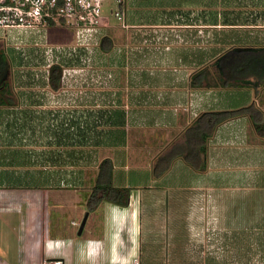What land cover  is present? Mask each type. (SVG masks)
<instances>
[{
	"label": "rangeland",
	"instance_id": "1",
	"mask_svg": "<svg viewBox=\"0 0 264 264\" xmlns=\"http://www.w3.org/2000/svg\"><path fill=\"white\" fill-rule=\"evenodd\" d=\"M181 1L196 3L195 0H128V11L138 15H157L158 19L164 20L167 16L175 19L174 21L178 20L180 25L191 24L196 28L172 29L166 27L167 23L160 24L157 20L154 22L159 27L136 28L133 31L129 27H122V21L111 13V10L116 11L115 0H106L103 16L109 18L110 27L102 31L101 39L109 37L113 43L111 49L105 50L99 44L89 47L82 53L86 54L87 63H81L79 58L77 61L75 57L65 59L66 63L60 62L66 66L63 69V71L66 69L67 73L65 88L56 104L59 110L51 116L54 120L48 124V127L58 131L62 128L68 134L71 132L75 134L76 126L70 124L73 119H78L77 130L82 131L87 137L78 135L81 139L77 140L76 136L72 135L74 145L76 143L78 145L73 147L80 148L86 145L90 154L87 159L80 156V162H76L83 174H72L75 178L80 176V179L83 177L87 180L83 189H72L71 192L57 189L55 193L50 191L52 197H55L53 204L57 200L63 201V205L56 204V208L52 204L50 230L52 239L59 238L69 243L67 242L69 236L78 241V246L76 245L74 250L77 260H81L79 249L81 238L86 237L91 226L99 227L100 220H104L105 214L109 213L108 216H112L114 226L108 228L109 224H105L106 232L112 240L123 233L124 225L133 222L128 237L129 251L121 254L122 261L137 257L142 264H264V178L260 183L263 185L256 188L250 186L248 189L236 190L226 187L220 192L203 190L204 194H211V197L205 200L201 197V203L198 200V204H195L197 195L202 192L196 191L200 175L195 173L190 165L180 160L181 162L173 164L170 170L158 179L155 178L153 169L159 156L166 154L173 147L183 130L197 118V114L191 118L185 111V116L189 117L187 123H182L176 129L168 128L167 131L146 126L143 122L147 112L150 113L149 110L153 108L157 110L167 109L168 106L172 109L178 108L177 104L181 103V99L179 98V102L176 103L177 99H174L176 92L173 90L171 94L166 93L171 91L168 89L172 87L170 85L173 81H180L184 72L193 74L233 48L264 49L261 48L264 44V20H259L262 7L254 10L252 8L257 6V1L264 7V0H234L237 9L236 13L231 15L230 21L238 25L235 29L224 26L223 21L226 20L223 13L224 3L222 7L220 5L221 11L216 13L221 21L216 28L199 27V29L197 26L206 25L204 19L198 21L202 15L192 13L191 5L188 7L179 5ZM204 1L213 3V0H197V3ZM129 23L127 21V24ZM63 25L58 24L56 29L48 30V33H40L41 36L32 32L33 36H36L33 42H30L31 38L26 36V32L11 34L7 53L11 63L9 87H13L14 99H16L15 88L21 84L36 87L47 84V67H45L47 63L38 60L40 54L46 56L45 45L71 46V48L75 46V32ZM131 31L133 32L130 33ZM173 33L176 37L181 35L180 43L167 41ZM178 45L181 47L179 54L175 49ZM28 55L30 59L32 58L29 63L25 60ZM181 58L185 61L182 73L175 69L176 60ZM172 75L175 77H171ZM84 90L88 92L85 93ZM260 90V95L256 98V107H261L263 110L259 118L264 124V87ZM80 97H83L85 103L90 100L92 102L81 106L77 99ZM119 103H123V107L126 108H123V111L128 115L126 130L136 125L138 127L136 132L139 133L136 135H146L150 139H147L145 146L142 140L139 142L137 146L144 148L139 153L130 147L127 160L116 165L119 173L125 177L123 184L126 183L127 187H131L132 201L130 200L126 207L103 203L102 205L105 206L99 211L91 212L87 229L82 235L79 234V229L88 213L87 202L98 175L100 156L107 151L103 157L105 160L112 158L114 154L112 150H107L109 148L102 149L101 144L95 141H100V132L103 133L104 125L108 128V123L112 124L109 121L112 120L114 111L118 109L112 107L113 104ZM135 112L136 116H143L138 117V123L134 121L135 119H129V113ZM59 119L62 120V124ZM250 124L252 134H256L251 121ZM98 126H101V129ZM98 129L100 131H97ZM131 131L128 136L130 139H135L136 135L132 136ZM257 135L264 138L260 134ZM53 138L50 137V141H53ZM83 139L85 141H82ZM57 151L64 150L58 148ZM73 167L74 170L80 171L75 163ZM141 175L150 180L148 188H137L132 185L131 182L140 181ZM76 199L78 204L74 209L71 204ZM150 199L159 200V203L149 202ZM140 201L143 202L142 219L137 217L140 214L139 206H135ZM73 222L77 224L74 226ZM59 243L64 242L59 241ZM102 249L105 251V248ZM62 251L64 253L65 248H62Z\"/></svg>",
	"mask_w": 264,
	"mask_h": 264
},
{
	"label": "crops",
	"instance_id": "2",
	"mask_svg": "<svg viewBox=\"0 0 264 264\" xmlns=\"http://www.w3.org/2000/svg\"><path fill=\"white\" fill-rule=\"evenodd\" d=\"M125 1L127 6L126 20L128 23L130 21L128 24L130 30L159 27L154 22L157 20L160 24L167 23L166 27L172 29L196 28L191 24L180 25L178 20L174 21L175 19L167 18V16L166 20H164L163 18L158 19L157 15L129 13L128 0ZM195 1L196 3L181 1L178 4L184 7L191 5L192 13L196 12L202 15L198 21L204 19V24L206 25H199L197 26L198 28H216L218 23L221 22L216 13L221 11L222 3L225 5V8L223 6V13H225L226 17V20L223 21L224 26L231 29H235L238 26L233 21H230L231 15L235 14L237 9L234 0H213V3L204 1L200 4L197 3V0ZM257 3V6L252 8L254 10V8L260 9L262 7L259 20H264V7L259 1ZM51 29H56V27ZM10 36L6 34V36L4 35L1 38L6 37L9 40L11 39ZM26 36L31 38L30 42L36 39V36L30 34ZM179 36L182 38L181 35L176 37V34L173 33L167 41L175 44L180 43ZM179 46L175 48L177 49V54L180 53L179 48L181 47ZM261 46V48H264V44ZM176 61L172 60L173 63H176L175 69H178L181 73L184 72L185 61L182 58ZM190 74L192 73L185 74L184 72L180 77V81H173L170 85L172 87L168 89L171 91L166 93L171 94L173 90L176 92V97L174 98L177 99L175 100L176 103L179 102V98L181 99H179L181 103L177 104L178 108L172 109V107L169 108L168 106L167 109L161 108L157 110L153 108L152 110L154 111L149 110L150 113L147 112L146 117H144L145 121H143L146 126L160 128L162 131H167L168 128L176 129L182 123L186 124L189 117L192 118L194 114L198 116L207 111L232 110L246 107L252 103L256 104V98L260 95V93L256 95V91L251 88L242 90H193L189 86ZM171 77H175V75ZM65 78H63L62 86L59 89H54L49 84L39 85L38 87L21 84L15 88L16 99L13 98V87L11 88L12 91L7 92L9 93L8 95L4 92L0 95V264H52L56 261L62 264H134L135 260L142 264L140 258L137 257H133V259L123 258L125 260H121V254H126L129 251L130 238L128 237L130 236L129 233L131 232V227H133V222H128V224L124 225L123 233L112 240L111 236H108V232H106V224H109L108 228H113L114 226L112 216H108L109 213L105 214L104 220H100L99 227L96 225L91 226L86 237H82L79 241L81 260H77L74 255V250L78 246V241L75 238L68 236L67 242L69 243H65L66 240H60L59 238L52 239L50 230L52 223L51 207L55 197H52L53 195H51L50 191L55 193L57 189H65L67 192H71L72 189H83V185L87 180L83 177L80 179V176L75 178L72 174H83L76 162H80V156L83 159H87L90 154L86 145L80 148L73 147L77 143L74 145L72 135L76 136L77 140L81 139L78 135L86 136L82 131L78 132L77 130L78 119H73L72 124H70L76 126L75 134L64 132L61 128L62 125H60L61 131L52 130L48 127V124L54 120L51 116H54V113L59 110L56 104L61 98L59 96L63 94ZM82 92L81 95H83ZM84 92L87 93L88 91L84 90ZM64 93L66 94V91ZM68 99L70 100V98ZM77 99L78 104L81 106L89 105L88 103L92 102L90 100L85 103L83 97ZM52 106H55V108ZM113 106H111L112 109H118L116 112L114 111L113 118L109 121L112 124L108 123V128L104 125L103 133L100 132L101 139L100 141H95V143L101 144L102 149L109 148L107 150H112L114 154L110 159L113 163L115 162L114 185L116 187H127L126 183L123 184L125 177L119 173L116 165L127 160L130 147L136 149L138 153L143 151L144 148L137 145L142 140L145 146L147 139L149 140L150 137L141 136V134V137L137 136L136 134L139 133L136 132L138 128L136 125L132 126V129L126 130L128 115L127 112L125 114L123 111L126 108L123 107V103L113 104ZM259 108L262 112V108ZM185 111L188 112L189 117L185 116ZM129 114V119H135L134 121L138 123V117L141 115L136 116V112ZM58 116L59 113L57 114ZM59 121L61 122L62 120L59 119ZM100 127L98 126V128ZM250 127V119L241 117L222 125L217 130L216 135L211 140L208 151V172L204 174L198 173L200 176L197 180L196 191L202 192L197 195L195 204H198V200L201 203V197L204 200L211 197V194H204L203 190H217V192H220L226 187L239 190L248 189L250 186L256 188L263 185V183H260L261 179L264 178V138L258 136V133L252 134ZM100 129L97 131H100ZM130 131L132 136L136 135L135 139H130V136H128ZM50 137H54L53 141H50ZM82 141H85V139ZM82 141L77 142L80 143ZM56 148H62L64 151L58 152ZM146 152L147 150H145ZM106 153L107 151L100 156L101 162L104 160L103 157H105ZM67 160L68 163L65 164ZM180 160L175 161L174 164L182 161ZM73 163L80 169L79 172L74 170ZM193 171L197 173L195 170ZM139 179V182H131L132 185L137 188L149 187L151 182L146 176L141 175ZM141 201L136 203L135 206H139L140 214L137 217L142 219L141 207L143 202L141 203ZM149 202L156 204L159 203V200L150 199ZM56 204L63 205V201L57 200L53 204L54 208H56ZM77 204L76 199L71 205L75 209ZM103 206L105 204L100 206L97 211ZM148 206L150 205L148 204ZM87 212L86 216L88 215L89 218L92 213L88 210ZM96 221L99 222L98 220ZM88 222L89 219L86 221L82 235L85 234ZM76 224V222H73L74 226ZM124 233H126V238ZM59 241L64 243H59ZM62 248H65L64 253ZM102 248H105V251ZM103 253H105V257L102 256Z\"/></svg>",
	"mask_w": 264,
	"mask_h": 264
},
{
	"label": "trees",
	"instance_id": "3",
	"mask_svg": "<svg viewBox=\"0 0 264 264\" xmlns=\"http://www.w3.org/2000/svg\"><path fill=\"white\" fill-rule=\"evenodd\" d=\"M112 40L104 37L101 47L110 50ZM7 61L0 54V70H5ZM9 66V64H8ZM63 68L54 65L50 68L49 85L59 89L63 83ZM193 90H242L251 88L259 95L264 87V49L233 48L208 66L193 73L190 77ZM262 112L255 103L249 106L220 111H207L199 114L193 123L179 135L173 147L160 155L154 166L155 178H162L175 161L181 159L197 173H207L209 168V143L217 130L224 124L241 117H248L254 130L264 136V124L260 122ZM131 189L114 185V163L103 160L99 165L96 182L87 202V210L97 211L103 203L128 206Z\"/></svg>",
	"mask_w": 264,
	"mask_h": 264
},
{
	"label": "built area",
	"instance_id": "4",
	"mask_svg": "<svg viewBox=\"0 0 264 264\" xmlns=\"http://www.w3.org/2000/svg\"><path fill=\"white\" fill-rule=\"evenodd\" d=\"M106 0H0V38L6 34L33 35L32 32L48 33L58 24L71 28L75 32L76 44L73 48L45 45V55H39L38 60L45 63L46 83L49 84L50 68L62 65L65 59L77 58L81 63H87L86 54L89 47L97 46L102 41V31L110 27L109 18L103 16ZM116 11L111 10L120 21L122 27L127 24V6L125 0H115ZM24 30V31H23ZM35 30V31H34ZM29 31V32H28ZM28 32V33H27ZM60 62L62 64H60ZM66 77V69L63 71ZM52 264H62L59 261ZM134 264H140L138 260Z\"/></svg>",
	"mask_w": 264,
	"mask_h": 264
},
{
	"label": "flooded vegetation",
	"instance_id": "5",
	"mask_svg": "<svg viewBox=\"0 0 264 264\" xmlns=\"http://www.w3.org/2000/svg\"><path fill=\"white\" fill-rule=\"evenodd\" d=\"M8 39L6 37L0 38V54L5 58L8 64L5 66V70H0V95L4 92L7 93L11 90V87H9V81H10V73H11V63L10 59L7 53V46L9 45ZM32 59V58H31ZM30 56H26L25 60L27 63L31 60ZM30 66V65H29ZM9 93H7L8 95Z\"/></svg>",
	"mask_w": 264,
	"mask_h": 264
},
{
	"label": "water",
	"instance_id": "6",
	"mask_svg": "<svg viewBox=\"0 0 264 264\" xmlns=\"http://www.w3.org/2000/svg\"><path fill=\"white\" fill-rule=\"evenodd\" d=\"M88 219V215L85 217V219L83 220L82 222V225H81V228H80V234L83 232L84 230V227H85V224H86V221Z\"/></svg>",
	"mask_w": 264,
	"mask_h": 264
}]
</instances>
